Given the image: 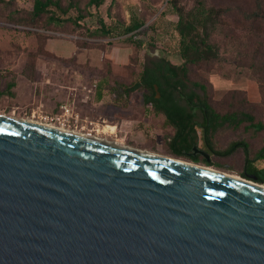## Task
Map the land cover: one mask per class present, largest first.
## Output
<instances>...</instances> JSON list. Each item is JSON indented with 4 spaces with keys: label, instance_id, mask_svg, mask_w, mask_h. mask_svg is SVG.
Instances as JSON below:
<instances>
[{
    "label": "water",
    "instance_id": "obj_1",
    "mask_svg": "<svg viewBox=\"0 0 264 264\" xmlns=\"http://www.w3.org/2000/svg\"><path fill=\"white\" fill-rule=\"evenodd\" d=\"M246 176L0 115V264H264Z\"/></svg>",
    "mask_w": 264,
    "mask_h": 264
},
{
    "label": "rangeland",
    "instance_id": "obj_2",
    "mask_svg": "<svg viewBox=\"0 0 264 264\" xmlns=\"http://www.w3.org/2000/svg\"><path fill=\"white\" fill-rule=\"evenodd\" d=\"M180 1L190 8L195 0ZM258 1L209 0L211 4L231 8L213 36L221 55L212 62L193 66L189 75L191 79L208 86L210 103L218 111H249L255 116L256 122L264 124V0H260L262 9L257 19H249L242 13L243 10L252 12L257 9ZM61 4L63 8H55V14L68 18L67 21L62 23L58 31L49 30L45 34L55 32L56 35L73 37L80 44L94 45L78 48L71 53V58L45 53L40 47L42 39L36 33L27 34L6 21L7 18L24 19L25 11L33 8L34 0H7L0 5V88L6 89L7 83L11 81L15 84L13 95L0 96V115L30 118L48 124L41 122L39 116L57 114L61 102L69 103L72 104L73 113L81 117L79 124L85 125L86 131L94 127L93 134L99 135V138L161 156L187 159L250 180L248 176L241 175L244 164L241 151L226 157L211 155L214 163L210 165L173 154V147L165 140L173 133V129L164 125V115L156 112L154 115L150 106L141 103L142 93H132L127 105L116 103L113 88L122 84L131 85L135 79L138 80L143 56L141 49L123 39L130 34L116 33L123 24H129L133 16L143 19L145 25L154 23L144 38V46L152 41H156L157 46L173 42L176 40L174 21L177 16L170 10V0H104L100 6L90 4L89 0H61ZM48 15H44L43 21ZM100 18L115 28L113 34H93L101 30ZM127 47L131 50L130 63L123 62L124 56L120 63H113L116 53H124ZM158 49L154 51L157 54ZM31 61L38 68L32 79L28 80L20 71L25 65L29 66ZM104 77L109 81L102 100L98 101L96 84ZM71 121L74 125V116H71ZM201 133L200 128L198 135L201 136ZM243 133V129L216 133L214 140L223 145ZM246 136L254 156L264 145V130L254 137ZM258 163L264 166V159L258 160Z\"/></svg>",
    "mask_w": 264,
    "mask_h": 264
},
{
    "label": "trees",
    "instance_id": "obj_3",
    "mask_svg": "<svg viewBox=\"0 0 264 264\" xmlns=\"http://www.w3.org/2000/svg\"><path fill=\"white\" fill-rule=\"evenodd\" d=\"M6 2L7 0H0V5ZM89 3L100 6L104 0H89ZM55 8H63L61 0H34L33 8L25 11L24 19L7 18L6 21L13 23L16 29L23 30L27 34L36 33V36L42 39L41 49L45 53L51 54L45 47L46 41L62 35H56L55 32L45 34V31H58L61 29L62 23L68 19L61 15L56 16ZM170 8L177 16L174 21L176 40L171 43H160L157 46V42L152 41L148 46H144V38L154 23L151 26L145 25L143 19L133 16L129 24H123L121 30L116 33L117 35L130 34L123 39L135 48L141 49L143 54L140 64L142 70L138 75V80L135 79L131 85L122 84V86L113 88V92L116 94V103L120 106L127 105L131 101L132 93L134 94L136 90H146L144 103L151 101L156 113L162 111L166 115V120L174 123L176 133L172 139L178 138L176 142L181 150L191 149L199 138L197 133L198 129L201 128V138L204 145L210 148L212 155L218 154V156L226 157L241 151L244 158L241 175L255 174L258 176V181L264 183V166L258 165V160L264 159V145L252 156V149L246 136L254 137L259 131L264 130V124L256 122L255 116L249 111L241 109L218 111L210 103L208 86L201 81L191 79L189 75L193 66L220 58L221 53L217 42L213 41V36L224 22L223 17L231 8L211 4L209 0H195L190 8H187L180 0H170ZM261 9L262 3L259 0L257 9L252 12L243 10L242 13L246 14L247 18L254 20L260 16ZM62 11L65 13L64 9ZM47 14H49L48 17L43 21L44 15ZM99 22L101 23V30L94 31L93 34L108 36L114 33L115 28L113 26H108L102 18ZM74 41L80 49L94 46L93 43L90 45L80 44L77 39ZM157 47L160 48L158 54L154 52ZM35 57L37 56L35 55ZM35 70L36 64L31 61L29 66L28 64L24 66L21 73L31 79ZM108 81V78L104 77L96 84L98 101L103 98V91ZM156 84L160 98H157L155 94L157 92ZM6 87L4 90L0 88V96L14 94L12 91L14 82H8ZM240 129H243L244 133L238 138H231L226 144L220 145L214 140L216 133H230ZM174 152L183 154L179 149ZM194 160L207 161L201 157H194ZM212 163H214L212 160L207 162L208 165Z\"/></svg>",
    "mask_w": 264,
    "mask_h": 264
},
{
    "label": "flooded vegetation",
    "instance_id": "obj_4",
    "mask_svg": "<svg viewBox=\"0 0 264 264\" xmlns=\"http://www.w3.org/2000/svg\"><path fill=\"white\" fill-rule=\"evenodd\" d=\"M136 93H142L143 99H142L141 103L145 106H150L151 109L153 110V114L155 115L156 111L154 110L153 103L151 101L144 103L146 90H136L135 94ZM155 94H156L157 98H160V95L158 94V92H156ZM158 114L164 115V113L162 111H160ZM164 117H165L164 125L170 127V129H173V133L170 134V136L166 137L165 140H167L169 142V145L173 147L174 151H178V149H179L180 151L183 152V154H176V153H173V154L178 155V156H184V157L187 156V158H189L193 161H196V160H194V157H201V158H204L205 160H207V161L199 160L196 162L203 161V162L207 163V162L211 161V155L213 153H211L210 148H208V147H206V145H204L203 139L201 138L200 135H198L200 128L198 129V133H197V135L199 136L198 140H201L200 143L197 140V142L192 145L191 149L186 148L185 150H181V148L177 145V142H176L178 140V138L176 137L175 140L172 139V136L174 135V133H176V126L174 125L173 122L166 120V115H164Z\"/></svg>",
    "mask_w": 264,
    "mask_h": 264
},
{
    "label": "crops",
    "instance_id": "obj_5",
    "mask_svg": "<svg viewBox=\"0 0 264 264\" xmlns=\"http://www.w3.org/2000/svg\"><path fill=\"white\" fill-rule=\"evenodd\" d=\"M60 37H64L66 39L65 40L64 39H59ZM45 47L52 55H55V56H58V57L61 56V57H64V58H71L72 57L71 53L73 51L76 52V50L78 49V47L76 46V43L74 41V38L70 37V36H59L58 38H50L49 40L46 41V46ZM124 49H125L124 53L123 52L121 54L119 52L116 53V58H114L116 60H113V63L114 62L115 63H120L121 62L120 60H121L122 56H124V58H125V61H123V62H126V64L130 63V61H131V58H130L131 57L130 47H127V48H124ZM37 68L38 67L36 66V70L35 71H37ZM21 71H20V74L23 77H25L21 73ZM25 78H27V77H25ZM54 86H55V84H54ZM55 89H57V86H55Z\"/></svg>",
    "mask_w": 264,
    "mask_h": 264
},
{
    "label": "built area",
    "instance_id": "obj_6",
    "mask_svg": "<svg viewBox=\"0 0 264 264\" xmlns=\"http://www.w3.org/2000/svg\"><path fill=\"white\" fill-rule=\"evenodd\" d=\"M60 112L54 115H40V121L42 122H48V123H54L57 126H64V127H69V128H73V129H83L85 132H87L88 134L93 132V128H91L92 130H88L86 131V126L85 125H80V116L78 113H73V107L72 104L69 103H60ZM71 116H74V125H72V121H71Z\"/></svg>",
    "mask_w": 264,
    "mask_h": 264
},
{
    "label": "bare ground",
    "instance_id": "obj_7",
    "mask_svg": "<svg viewBox=\"0 0 264 264\" xmlns=\"http://www.w3.org/2000/svg\"><path fill=\"white\" fill-rule=\"evenodd\" d=\"M1 116H5V115H1ZM14 119H18V120H25V121H33V123H38V124H43V125H46V126H51V127H54V128H58V129H64V131H67L71 134H75V135H79V136H83V137H86V138H94V140H98V141H102V142H107V143H111V144H114V145H118V146H122L121 144H118L116 143L115 141H111V140H107V139H104V138H99L100 136L99 135H94L93 132L91 133H86L83 129L79 130V129H73V128H69V127H64V126H57L56 124L54 123H48V122H45V123H48V124H44V123H40V122H36L34 120H31L30 118L29 119H19V118H14ZM42 122V121H41ZM71 129V130H69ZM86 133V134H85ZM97 133H98V130H97ZM90 135V136H89ZM98 136V137H97ZM124 146V145H123ZM122 146V147H123ZM126 148H130V149H134V150H139V149H135L133 147H128V146H124ZM139 151H142V152H147V153H150L148 151H144V150H139ZM153 154V153H152ZM157 155V154H156ZM164 157H169V156H164ZM170 158V157H169ZM210 168V167H209ZM213 170V168H211ZM216 170V169H214ZM218 172L222 173V174H225L227 176H231V177H234V178H237V179H241V180H244V181H249V183H252V184H256L255 181H251V180H247V179H244L242 177H239V176H235L234 174H231V173H227V172H221L218 170Z\"/></svg>",
    "mask_w": 264,
    "mask_h": 264
}]
</instances>
